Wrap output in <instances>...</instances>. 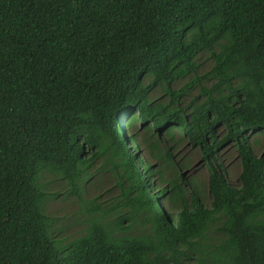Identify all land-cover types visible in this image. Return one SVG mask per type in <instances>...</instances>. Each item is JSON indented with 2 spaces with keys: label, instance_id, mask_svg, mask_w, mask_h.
<instances>
[{
  "label": "trees",
  "instance_id": "1",
  "mask_svg": "<svg viewBox=\"0 0 264 264\" xmlns=\"http://www.w3.org/2000/svg\"><path fill=\"white\" fill-rule=\"evenodd\" d=\"M254 134L264 0H0V264H264ZM181 146L208 171L209 205L174 164ZM102 157L120 187L107 210L82 195ZM49 173L86 214L75 239L46 212Z\"/></svg>",
  "mask_w": 264,
  "mask_h": 264
},
{
  "label": "rangeland",
  "instance_id": "2",
  "mask_svg": "<svg viewBox=\"0 0 264 264\" xmlns=\"http://www.w3.org/2000/svg\"><path fill=\"white\" fill-rule=\"evenodd\" d=\"M200 61V71L203 73L209 69V61L206 60V56ZM256 139L259 140V144L255 145L254 143L253 150L256 155L260 156L264 154V137L254 134L251 136V143L255 142ZM173 154L174 164L191 165L184 172L194 176L203 191L204 204L209 205L211 194L207 189L208 171L201 165L199 153L189 147L181 146L178 149H174ZM219 156L221 157L222 165L226 168V176L229 182L234 186L238 185L241 172L238 155L234 149L227 147L221 151ZM141 157L144 158L145 153ZM103 163V157L94 161L90 170L92 176L84 184L82 195L83 199L98 203L102 210H107L113 208L120 201V187L118 176L114 171L109 170V167L105 170L101 169ZM42 181L48 182V188L51 193H60L58 197L47 199L45 203L46 212L60 219L61 232L59 233V238L65 237L69 241L79 237L83 233L82 230L85 226L81 220L86 219V214L82 211V204L79 202L78 197L75 194L68 195L67 190L69 189L65 185L66 181L57 180L51 173L44 175ZM117 211V209L113 210L111 215L113 216ZM98 215L100 213L96 214V216Z\"/></svg>",
  "mask_w": 264,
  "mask_h": 264
}]
</instances>
